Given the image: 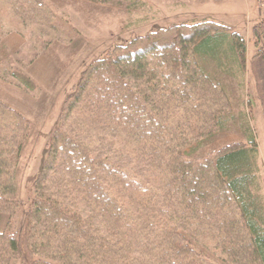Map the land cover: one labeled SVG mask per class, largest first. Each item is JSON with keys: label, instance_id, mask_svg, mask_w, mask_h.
<instances>
[{"label": "trees", "instance_id": "trees-1", "mask_svg": "<svg viewBox=\"0 0 264 264\" xmlns=\"http://www.w3.org/2000/svg\"><path fill=\"white\" fill-rule=\"evenodd\" d=\"M0 1V15L18 31L52 17L34 0ZM223 29H160L88 65L62 103L22 212L15 176L29 123L0 102V222L8 219L0 264H215L200 237L229 264H264L262 209L246 204L255 186L253 137L206 158L183 151L231 110L199 65L211 52L219 61L214 39ZM231 37L233 62L244 69L246 43ZM1 68L0 78L27 89Z\"/></svg>", "mask_w": 264, "mask_h": 264}, {"label": "rangeland", "instance_id": "rangeland-1", "mask_svg": "<svg viewBox=\"0 0 264 264\" xmlns=\"http://www.w3.org/2000/svg\"><path fill=\"white\" fill-rule=\"evenodd\" d=\"M34 1L51 12L52 17L42 19L47 26L18 31L15 22L0 15V77L3 67L29 87L0 78V102L29 123L15 176L21 212L32 197L33 182L45 162L62 103L87 66L134 38L173 26L209 22L228 32L214 39L219 61L212 52L205 58L208 63L198 61L224 89L231 110L215 132L191 142L183 151L193 158H206L227 146L243 145L252 136L257 146L255 186L248 190L246 204L258 202L264 218V0ZM257 25L258 40L253 35ZM232 33L246 43L244 69L233 62ZM19 216L20 211L11 220L12 228ZM7 220L1 218L0 230ZM198 241L212 262L229 264L212 250L208 238ZM9 264L20 263L13 259Z\"/></svg>", "mask_w": 264, "mask_h": 264}]
</instances>
